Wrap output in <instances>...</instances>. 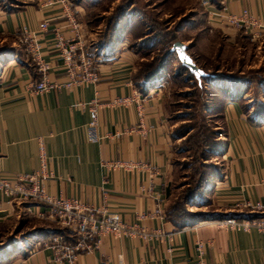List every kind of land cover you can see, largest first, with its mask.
Returning <instances> with one entry per match:
<instances>
[{"label": "crops", "instance_id": "crops-1", "mask_svg": "<svg viewBox=\"0 0 264 264\" xmlns=\"http://www.w3.org/2000/svg\"><path fill=\"white\" fill-rule=\"evenodd\" d=\"M208 1L210 6L200 7L177 31V35L189 33L188 38L177 36V40L188 47V54L201 69L206 67L198 61L200 54L222 55L225 48L238 45L241 37L239 30L208 12L223 9L237 15L245 8L264 27V0ZM68 2L81 24L89 52L93 50L98 80L95 84L36 95L28 87L40 79V72L25 52L19 31L25 26L35 33L49 66L48 78L64 81L52 32L54 27L64 28L66 24L62 6L59 0H0V173L12 177L38 170V145L42 141L50 172L44 185L50 195L75 198L93 208L103 206L127 224L138 222L147 229L161 227L172 235L171 240L162 237L151 243L102 236L93 252L76 256V264H198L200 260L202 264H264V232L232 230L217 224L228 218L264 215V210L237 208L245 201L264 203V119L249 106L247 94L233 100L221 95L219 87L212 91L213 103L221 110L225 135L222 167L209 179L204 202L198 205L210 218L177 229L165 216L162 221L149 217L157 199L165 215L173 156V134L162 82H155L145 95L141 94L133 84L140 59L130 48V27L119 41L96 45V32L85 20L86 8ZM43 21L49 23L46 32L39 30ZM69 35L64 32L65 37ZM260 38L264 40V28ZM224 87L234 95L242 92L234 86ZM120 98L142 103L144 128L148 130L144 135L137 126L136 102L115 104ZM93 99L99 104L96 127L89 123L88 107L81 106ZM114 133L122 134L111 138ZM113 161L145 167L131 171L102 167ZM0 203L2 209L8 208L1 194ZM27 207L15 205L7 217L0 219V225L16 222L21 214H26L38 222L30 230H42L43 235L5 253L0 251V264H66L53 260L51 248L38 246L47 243L58 227L36 219ZM4 240L0 235V249ZM64 240L72 242L74 238ZM198 243L203 244L202 254L197 250Z\"/></svg>", "mask_w": 264, "mask_h": 264}, {"label": "rangeland", "instance_id": "rangeland-1", "mask_svg": "<svg viewBox=\"0 0 264 264\" xmlns=\"http://www.w3.org/2000/svg\"><path fill=\"white\" fill-rule=\"evenodd\" d=\"M70 2L73 6L77 4L86 8L85 20L89 22V28L96 32V45L104 43L103 39L109 35L106 28L109 23L112 25L118 20L119 11L121 16L124 15L126 24L133 22L134 31L129 36L130 44L143 42L138 54L140 67L138 66L137 74L142 73L145 64L152 62L151 59L163 50L164 43L167 44L169 37L176 34L186 39L190 36L189 33L177 35L178 28L189 22L191 16H194L195 12L198 13L201 7L195 0H70ZM239 35L241 37L238 45L225 48L222 55H218L217 52H210L211 56L200 54L198 61L206 67L209 74L224 79L217 83L218 85L234 86L244 95L247 94L246 100L256 112L264 109V40L260 37L253 39L242 30H239ZM152 41L154 45L151 44ZM92 52L90 49L89 53ZM178 64L173 55L167 65L165 76L161 79L163 87L161 89L164 92L167 116L173 134V156L167 185L166 207L179 202L180 208H183L181 198L185 192L200 184L206 177L214 176L220 171L222 160L212 154L211 149L214 145V136H218L219 145L224 147L222 135L224 126L222 120L211 111V86L194 79L188 81L181 71H177ZM176 72L178 73L175 76ZM203 196L204 192L189 200L185 208L187 212L204 214L205 220H208L210 215L198 207L204 202ZM36 223L38 222L33 221L28 215L21 214L16 222L0 225V235L5 238V244L0 251L5 253L20 243H28L32 239L42 237V230H30ZM53 224L58 227L53 231L55 233L53 237L59 235L62 240L74 238L69 229ZM53 237H49L45 242H51Z\"/></svg>", "mask_w": 264, "mask_h": 264}, {"label": "built area", "instance_id": "built-area-1", "mask_svg": "<svg viewBox=\"0 0 264 264\" xmlns=\"http://www.w3.org/2000/svg\"><path fill=\"white\" fill-rule=\"evenodd\" d=\"M195 1L203 8L210 6L208 0ZM59 4H61L66 17V24L64 28L54 27L52 32L53 47L57 50L58 59L61 61V68L65 75L64 81L59 82L48 78L49 66L43 59L35 33L25 26L21 27L19 31L20 41L24 45L25 52L40 72V79L28 87V91L36 95H43L51 90L69 89L82 84H95L98 80L97 63L95 57L88 52L80 22L71 10L68 0H59ZM208 13L223 19L227 25L244 31L253 39H258L261 29L264 28L260 20L252 16L245 8L237 15L227 14L223 9ZM48 27V21H43L39 30L46 32ZM65 31L69 32L68 37L64 36ZM130 102L136 101L133 98H120L114 103L126 105ZM85 105L89 109V123L96 127L99 122V104L96 99H93L88 104H81V106ZM136 116L138 129L144 135L148 130L144 128V107L141 102H136ZM122 133H114L110 137L118 138ZM38 157L39 168L32 173L17 174L12 177L0 173V194L8 206L5 210L0 207V219L7 217L12 208L21 203L28 205L26 210L36 219L56 223L60 227L69 229L74 234L72 242H66L57 235L53 237L51 242L38 244V246L52 249L54 261L76 264V256L81 253L93 252L98 247L102 236L136 238L146 243L154 242L162 237L171 240L172 235L166 233L161 227L147 229L138 222L127 224L117 213L109 212L103 206L93 208L82 204L75 198L50 195L44 185V179L50 175V172L48 171V158L42 141H39ZM102 167L107 170L131 171L144 169L145 166L133 162L113 161L103 163ZM241 207L248 208L250 212H262L264 203L250 204L245 201L237 205V208ZM148 216L161 221L164 220L165 215L160 200L157 199L154 212ZM217 224L232 230L264 232V215L254 218H228L217 221ZM202 247L203 244L198 243L197 250L200 254H202ZM198 264H202L201 260Z\"/></svg>", "mask_w": 264, "mask_h": 264}, {"label": "trees", "instance_id": "trees-1", "mask_svg": "<svg viewBox=\"0 0 264 264\" xmlns=\"http://www.w3.org/2000/svg\"><path fill=\"white\" fill-rule=\"evenodd\" d=\"M214 1V0H213ZM119 17L118 20L113 22L112 25L107 26V30H109V35L107 38L103 39L104 44H110V42L114 41H119L122 36L124 34L127 33V31L129 30L128 27H130L131 33L134 31V24L132 21L127 22L126 24V20L124 15L121 16V13L119 11ZM128 29V30H127ZM177 36L172 35L171 37H169L167 44L164 43V48L163 50H161L159 52L158 55H155V58H152V62H147V64H145L143 71H141L142 73L138 72V74H136V77H134L133 80V84L134 86L137 88V90L141 93V94H146L149 90V88L157 81L161 80L166 73V68L168 63L170 62L171 58L173 55H169V48L171 46V44L174 41H177ZM154 41L151 42V44H153ZM102 43V42H101ZM166 44V45H165ZM154 45V44H153ZM150 46L151 48L153 47ZM143 46V42H136L133 44H130V48L139 54V52L141 51V48ZM135 48V49H134ZM149 48V47H148ZM194 62L195 60L192 59ZM139 63V62H138ZM196 64V62H195ZM197 65V64H196ZM138 66L140 67V65L138 64ZM204 70V72H206L207 70L202 68ZM181 71L182 74L185 75V77L187 78V80H196L194 78V76L192 74H190L188 72V70L183 67L182 65L178 64L177 67V71ZM178 72H176L174 75L176 76ZM224 79H219V77L209 74L208 73V77L201 79V81H203L205 84L210 85L211 87V101H212V108L211 111L214 112L215 115H217L220 119H221V110L220 108H218L217 105H215L213 103V89H216L217 87H219V91L224 95H228L230 98H232L233 100H240L243 97V92H239L237 94L234 95L233 91H230L227 87H224V85H218L217 83L222 82ZM197 81V80H196ZM233 85H235L234 82H232ZM235 91V90H234ZM256 113L258 114V116L262 119H264V109L256 111ZM190 132V130H189ZM225 135V130L223 129V134ZM210 139V137H209ZM213 143L214 145H212V149H211V153L216 155L217 157H220L223 153L224 147L219 145L218 142V136H214L213 138ZM210 177H206L205 180L203 179L201 181L200 184H197L195 187H193L192 189L187 190V192H185L184 196L181 198V201L183 203V208H180L179 206V202H174L173 204L165 207V218L167 219V221H169L175 228L177 229H182L188 226H192L196 223L202 222L205 220L204 218V214L200 213V212H187L185 205L189 200H192L193 198H195L196 196H198L201 193H205V188L209 182ZM166 194H168V191L166 190ZM182 207V206H181ZM178 209L180 211H178ZM250 217V216H249ZM254 218V217H252ZM38 240L41 239V237L37 238Z\"/></svg>", "mask_w": 264, "mask_h": 264}, {"label": "water", "instance_id": "water-1", "mask_svg": "<svg viewBox=\"0 0 264 264\" xmlns=\"http://www.w3.org/2000/svg\"><path fill=\"white\" fill-rule=\"evenodd\" d=\"M188 47L180 42L174 41L169 48V55H175L176 60L180 65L185 67L194 78L200 82L201 79L208 77V73L204 72L200 67H198L188 54Z\"/></svg>", "mask_w": 264, "mask_h": 264}]
</instances>
